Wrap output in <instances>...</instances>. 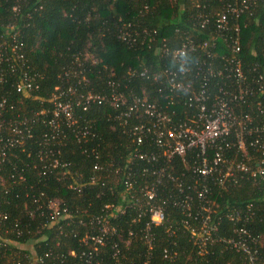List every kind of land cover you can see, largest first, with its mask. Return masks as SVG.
Wrapping results in <instances>:
<instances>
[{
    "label": "built area",
    "instance_id": "1",
    "mask_svg": "<svg viewBox=\"0 0 264 264\" xmlns=\"http://www.w3.org/2000/svg\"><path fill=\"white\" fill-rule=\"evenodd\" d=\"M170 1L187 11L182 28H176L178 38L170 42L159 29L132 22L124 24L118 33L130 48L152 51L159 58L155 70L141 63V69L130 66L124 74L128 81L136 75L148 78L150 85L142 84L136 89L114 78L112 69L106 90L95 91L86 70L87 65L99 60L86 52L75 57L78 69L65 71L63 78L68 86H57L47 98L54 109L51 119L43 118L49 127L44 134L45 144L65 142L68 134L63 125L80 139L97 136L88 122L78 125L80 115L76 114V108L88 111L94 104L114 109L113 129L128 140L121 161L113 158L107 165L101 163L97 147H85V152L91 150L96 155L94 172L83 181L69 177L68 186L74 192L81 194L100 185V193L114 198L104 204L100 213L86 209V219H79L89 228L82 236L90 245L83 252V264L93 263V258L109 244L114 257L131 245L132 239L125 237L114 222L131 212L134 221L146 219L138 231L131 229L129 235L137 236L144 244L141 264H151L154 228L165 224L170 208L180 210L184 216L168 231L184 226L199 254L205 255L209 247L218 245L222 250L242 253L247 264H264V236L249 229L264 210V44L261 54L251 46L253 58L243 46L244 28L253 20L264 32L259 13L264 0ZM5 28L0 36V82L14 76L17 91L33 95L40 88V73L29 63L20 30L13 24ZM73 77H78L77 83H72ZM14 107H7V98L0 101L1 162L8 149L23 144L25 134L31 132L27 119L4 117ZM36 114L48 115L49 109L43 107ZM5 131L11 136H1ZM49 153L54 155L53 150ZM59 163L55 157L45 167H57ZM20 179L26 178L20 175ZM0 181L4 182L1 175ZM246 184L258 188V202L255 198L222 205L225 195ZM43 206L52 223L68 216L69 209L60 200H51L36 209ZM224 218L227 226L222 223ZM177 255V250H164L166 258Z\"/></svg>",
    "mask_w": 264,
    "mask_h": 264
},
{
    "label": "trees",
    "instance_id": "2",
    "mask_svg": "<svg viewBox=\"0 0 264 264\" xmlns=\"http://www.w3.org/2000/svg\"><path fill=\"white\" fill-rule=\"evenodd\" d=\"M15 6H18L17 10ZM146 6L150 10H146ZM259 13L264 23V6ZM186 14L187 11L181 9L178 3L172 4L170 0H0V36L7 30L5 26L8 24L19 29L26 43L29 63L40 73V88L29 96L17 91L14 76L0 82V101L7 98V107L11 104L15 106L4 117L9 119L15 115L16 119H27V127L31 130L30 136L25 134L23 144L8 149L3 162L0 157V175L4 180L0 181V264L85 263L83 252L88 251L90 245L82 240V236L89 228L81 225L79 219H86V209L100 213L104 204L114 198L109 193H100V185L91 186L81 194L74 192L68 186L69 177L83 181L94 172L96 155L91 150L85 152V147H97L101 163L107 165L113 158L121 161V155L126 154L128 140L113 129L111 116L114 109L109 105L94 104L88 111L76 108V114L80 115L78 125L82 127L88 122L97 136L80 139L67 125H63L68 134L65 142L45 144L44 134L49 127H46L43 118L51 119L54 109L53 102H48L47 98L57 86H68L63 78L65 71L78 69L75 57L86 52H91L99 60L87 65L86 70L91 78L90 87L95 91L106 90L112 69L115 71L114 78L136 89L142 84L150 85L148 78L136 75L128 81L124 74L130 66L141 69V63L152 65L151 69L155 70L159 66V58L152 51L130 48L119 39V29L129 22L137 23L159 29L161 36L171 42L178 38L176 28H182ZM243 34L244 50L249 56L255 57L251 46H255L257 54H261L264 44L262 26L253 20L244 28ZM78 80V77H73L72 83ZM43 107L49 109V114L37 115ZM1 136L7 138L11 133L5 131ZM2 146L0 144V149ZM51 150L54 155L49 153ZM55 157L60 161L59 166L45 167ZM64 162H68L69 166H63ZM68 169L71 174L65 173ZM20 175L26 179H20ZM259 195L258 188L246 184L225 195L221 203L231 205L255 198L258 202ZM54 199L67 206L69 212H66V219L52 223L47 208H36ZM133 215L131 212L114 221L124 236L132 239L131 245L114 257V250L109 244L90 264H141L144 261V244L137 236L132 238L129 231H138V226L146 219L134 221ZM183 216L180 210L170 208L165 224L154 228L156 242L151 264H247L242 253L222 250V246L218 245L209 247L205 255L199 254L184 226L172 233L168 231V227L175 225ZM222 223L228 225L225 218ZM249 229L264 236V210L260 211ZM166 248L177 250V257H164ZM261 253L264 257V245L261 246Z\"/></svg>",
    "mask_w": 264,
    "mask_h": 264
}]
</instances>
